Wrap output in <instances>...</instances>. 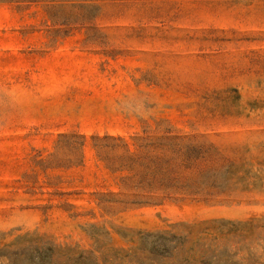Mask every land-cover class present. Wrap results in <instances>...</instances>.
I'll use <instances>...</instances> for the list:
<instances>
[{
	"label": "rangeland",
	"instance_id": "374dc122",
	"mask_svg": "<svg viewBox=\"0 0 264 264\" xmlns=\"http://www.w3.org/2000/svg\"><path fill=\"white\" fill-rule=\"evenodd\" d=\"M48 256L264 264V0H0V264Z\"/></svg>",
	"mask_w": 264,
	"mask_h": 264
},
{
	"label": "trees",
	"instance_id": "16d2710c",
	"mask_svg": "<svg viewBox=\"0 0 264 264\" xmlns=\"http://www.w3.org/2000/svg\"><path fill=\"white\" fill-rule=\"evenodd\" d=\"M77 261H87V260L85 257L80 255L78 257ZM51 262H52L51 256H48L46 258H40L36 262H32V263H34V264H51Z\"/></svg>",
	"mask_w": 264,
	"mask_h": 264
}]
</instances>
